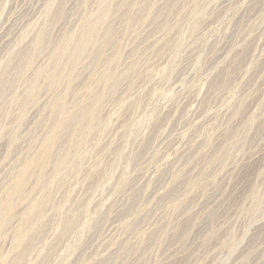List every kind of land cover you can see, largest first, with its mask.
I'll return each mask as SVG.
<instances>
[{
    "label": "rangeland",
    "instance_id": "1",
    "mask_svg": "<svg viewBox=\"0 0 264 264\" xmlns=\"http://www.w3.org/2000/svg\"><path fill=\"white\" fill-rule=\"evenodd\" d=\"M173 1L0 0V264H264V0Z\"/></svg>",
    "mask_w": 264,
    "mask_h": 264
},
{
    "label": "bare ground",
    "instance_id": "2",
    "mask_svg": "<svg viewBox=\"0 0 264 264\" xmlns=\"http://www.w3.org/2000/svg\"><path fill=\"white\" fill-rule=\"evenodd\" d=\"M108 1H112V0H108ZM175 2H177V0L173 1L171 3V5L169 4L170 6L168 5L169 7L167 8V12H171V10L174 9ZM108 13H109L108 5H105L101 9L100 13L97 16L98 20L99 21L104 20L107 17ZM98 20H95L93 22L87 23V27L83 30V32L81 33L80 37L77 38V37L74 36V37L71 38V40L73 41V45H74V47L72 48L74 54H81L84 51V49H85V47H86V45L88 43H90L91 41L94 42V40H95V38L97 36L98 29H99L98 28ZM40 43H41V35L35 41V45L37 46ZM115 56H118V54H115ZM106 69L107 70H105L102 73V76H101L102 82H104V84L106 86H108V87L116 85L117 81H116L114 66L112 64H110L108 66V68H106ZM59 71L60 72H59L58 76L61 75V73L63 71V68H59ZM33 92H34V89L32 87L31 90H30V93H33ZM103 98H104L103 94H101V93L97 94L94 105L89 106L88 108L83 110V112H82L83 117L81 118V120L79 119V117H77L78 118L77 121H79L83 125L85 130L89 129L91 127L92 121L95 118L96 113H97V109H98L97 107L103 102ZM59 111H60L59 112L60 113V119L58 120V122L54 126L51 135L49 136L48 140L46 141V143H45V145H44V147L42 149V154L44 156H48L49 155L51 144H53L57 140V134L60 131L62 125H63V117L68 116L69 113H70V109L69 108L66 109L64 106L63 107H59ZM30 165H31V163H25L24 164L21 172L17 176L16 188H19L20 185L22 184L26 174L28 173ZM11 208H12V206L10 205V203H7L5 205V208H4L5 214H8L11 211ZM3 220H4V218L2 220H0V226L3 223Z\"/></svg>",
    "mask_w": 264,
    "mask_h": 264
}]
</instances>
